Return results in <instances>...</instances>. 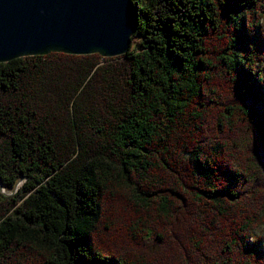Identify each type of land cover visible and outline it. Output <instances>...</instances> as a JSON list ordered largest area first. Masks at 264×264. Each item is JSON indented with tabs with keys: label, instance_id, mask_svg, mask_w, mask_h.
I'll use <instances>...</instances> for the list:
<instances>
[{
	"label": "trees",
	"instance_id": "16d2710c",
	"mask_svg": "<svg viewBox=\"0 0 264 264\" xmlns=\"http://www.w3.org/2000/svg\"><path fill=\"white\" fill-rule=\"evenodd\" d=\"M130 4L125 56L0 62V264H264V0Z\"/></svg>",
	"mask_w": 264,
	"mask_h": 264
},
{
	"label": "water",
	"instance_id": "95a60500",
	"mask_svg": "<svg viewBox=\"0 0 264 264\" xmlns=\"http://www.w3.org/2000/svg\"><path fill=\"white\" fill-rule=\"evenodd\" d=\"M135 33L130 0H0V62L50 52L125 56Z\"/></svg>",
	"mask_w": 264,
	"mask_h": 264
},
{
	"label": "rangeland",
	"instance_id": "374dc122",
	"mask_svg": "<svg viewBox=\"0 0 264 264\" xmlns=\"http://www.w3.org/2000/svg\"><path fill=\"white\" fill-rule=\"evenodd\" d=\"M131 42H132V39H131ZM256 107H258V109H260V108H264V103H261V104L257 105ZM20 182H21V181L17 182V183H18V186L21 185ZM255 232H256L257 235L262 236L263 241H264V224H261V225L256 229ZM263 245H264V243H263Z\"/></svg>",
	"mask_w": 264,
	"mask_h": 264
}]
</instances>
